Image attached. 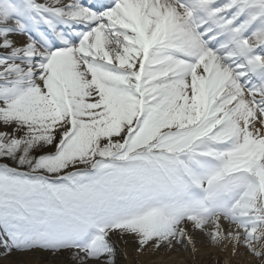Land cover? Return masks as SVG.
<instances>
[{
  "label": "snow or ice",
  "instance_id": "obj_1",
  "mask_svg": "<svg viewBox=\"0 0 264 264\" xmlns=\"http://www.w3.org/2000/svg\"><path fill=\"white\" fill-rule=\"evenodd\" d=\"M0 264H264V0H0Z\"/></svg>",
  "mask_w": 264,
  "mask_h": 264
}]
</instances>
